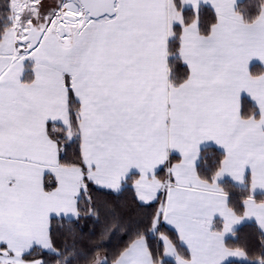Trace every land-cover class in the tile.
Segmentation results:
<instances>
[{"label": "snow or ice", "instance_id": "6c2138e0", "mask_svg": "<svg viewBox=\"0 0 264 264\" xmlns=\"http://www.w3.org/2000/svg\"><path fill=\"white\" fill-rule=\"evenodd\" d=\"M125 186L158 206L102 220ZM81 219L96 242L57 248ZM49 254L264 264V0H0V264Z\"/></svg>", "mask_w": 264, "mask_h": 264}, {"label": "trees", "instance_id": "16d2710c", "mask_svg": "<svg viewBox=\"0 0 264 264\" xmlns=\"http://www.w3.org/2000/svg\"><path fill=\"white\" fill-rule=\"evenodd\" d=\"M182 71V70H181ZM218 154V153H215ZM96 199L101 207V219L103 215L111 208L115 207L119 214L125 217V223L129 221L140 220L145 212H151L155 206H158V202H154L153 208L142 207L139 202L134 198V191L130 186H125L120 192H113L111 194L98 193ZM68 224L64 227H60L58 221H53V242L57 248H63L65 245H70L73 239L85 244H91L96 242V237L92 235L94 224L92 220L81 219L78 226L73 227V233L69 234L67 228ZM98 230V229H97ZM163 231L171 232L167 227L162 229ZM240 240L238 243L248 242L251 245L256 243L258 238V231L256 224H246L238 230ZM127 243V239H122V233H118L113 236L109 249L115 251L124 246ZM50 264L52 262V254L46 257Z\"/></svg>", "mask_w": 264, "mask_h": 264}, {"label": "crops", "instance_id": "0c3cea01", "mask_svg": "<svg viewBox=\"0 0 264 264\" xmlns=\"http://www.w3.org/2000/svg\"><path fill=\"white\" fill-rule=\"evenodd\" d=\"M246 224H255V222H254V221H248V222L244 223L243 225L239 226V229H240L242 226L246 225ZM165 227L169 228V226H165ZM169 229H170V228H169ZM239 229H238V230H239ZM170 230H171V229H170Z\"/></svg>", "mask_w": 264, "mask_h": 264}]
</instances>
